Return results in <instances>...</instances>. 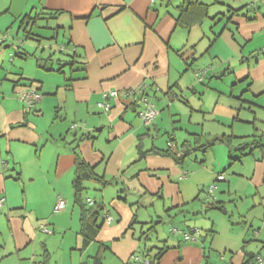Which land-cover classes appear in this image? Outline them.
I'll return each mask as SVG.
<instances>
[{"label": "crops", "instance_id": "1", "mask_svg": "<svg viewBox=\"0 0 264 264\" xmlns=\"http://www.w3.org/2000/svg\"><path fill=\"white\" fill-rule=\"evenodd\" d=\"M187 1L0 0V198L7 203L10 227L0 264H96L97 256L101 264H136L133 256L145 257L150 248V256L165 248L159 264H260L251 260L255 255L264 264L261 147L239 158L225 142L199 146L222 135L232 136L233 146L253 135L264 144V1L257 8L228 6L231 17L219 31L224 20L213 22L226 14L211 15L209 7L220 0H199L201 5L190 0L185 13L181 6ZM39 21L50 33L35 29ZM230 22L237 33L225 37ZM60 29L71 41L69 52L77 53L72 64L66 65L67 56L52 60V52H42ZM140 85L160 111L151 125L138 115ZM34 88L43 96L29 112L20 94ZM111 90L117 97L106 99L111 105L106 111L98 101ZM207 120L222 130L206 131ZM184 142L192 151L180 162L161 153L179 154ZM77 151L106 181H83V196L93 182L102 199L84 198L104 202L98 223L114 216L88 244L73 199ZM250 155L255 157L249 173L230 171ZM30 163L37 170L30 172ZM45 164L50 178L38 187ZM211 180L242 195H208L207 203L191 211L190 202L199 200ZM33 184L35 193L27 189L29 194L44 196L31 209L20 195ZM66 193L72 209L66 202L65 210L51 213L57 195ZM155 200L171 203L166 209L184 226L172 232L175 239L148 247L157 221ZM219 212L229 219H216ZM136 227L140 239L146 237L138 253ZM195 228V239L185 240L183 232Z\"/></svg>", "mask_w": 264, "mask_h": 264}, {"label": "rangeland", "instance_id": "2", "mask_svg": "<svg viewBox=\"0 0 264 264\" xmlns=\"http://www.w3.org/2000/svg\"><path fill=\"white\" fill-rule=\"evenodd\" d=\"M212 1L213 0H203V2H205V3H211ZM263 1L264 0H260V1H258V0L252 1L251 0L250 2L249 1H246V0H220V2L222 4H220L218 2L217 4L210 5L209 8H210L211 15L212 14H215L217 12H220L221 14L222 13L226 14V16L219 15L217 17V19L214 20V22L212 21L213 22V25L215 24V22L216 23H220L221 20L223 19L224 21L220 25H218V27H217V30L219 31L229 21L228 18L231 17V15H228L229 14V12H228V10H229L228 6H233V7H241V6H244V7H247L248 3H250L253 6H256L258 2H261L260 5H262L263 4ZM257 7H258V5L256 6V8ZM209 21H210V19H208L207 22L204 23V26L206 24L208 26ZM49 23H50L49 26L52 27V29H53L52 31H54L55 30L54 29L55 28V21L50 20ZM42 24L44 25L45 23H42V22L39 21L38 22V26L35 29L36 30L42 29L41 28V25ZM230 24H231V22L228 24V27L226 28V31L224 32L225 33L224 34L225 37H228V35H230V33H233V32L234 33H237L236 28L232 27V25H230ZM229 27H230V29H229ZM44 30L48 31V29L43 28L42 29V32ZM66 36L67 35H66L65 31L63 29H60L58 37L49 40L50 41L49 43L45 41L48 44L46 46L42 47L43 49L45 48L42 52H45L46 51V52H50V53L51 52L52 53H55L54 55L56 57H61V56H67L68 57V55H67L68 52H65L63 54H60L58 52L59 49H60V47L63 46V43H65L66 40H67V37ZM64 37H65L66 40H64ZM236 38L239 41V42H237L238 44H242L243 43V40L240 37V35L236 34ZM231 47H233V46H231ZM41 50L42 49L39 50V54H41ZM196 80L200 82L199 79L196 78ZM142 105H143V102H142ZM142 123H143V121H142ZM205 130L206 131H212V132H219V131L222 130V127L219 126V123L217 121L207 120L205 122ZM257 153H260V152L257 151L256 152V155H257ZM254 157L255 156H252V155L244 157L243 158V161H241V164L244 165V163H245V166H242L240 164V162H236L235 165H234V167L230 171H232L234 169H240L241 168L240 170H245L246 173H249L251 171V168H252V165L251 164L254 163ZM26 166H27V168H29V171L30 172L37 170V168L34 165H32V163H30V164H28ZM43 169H46V171H40V174H39L40 183H37L38 184V187H45L46 186V184H47L46 181H47V179L49 177V174H48L49 173V170L51 171V168L47 164L43 165ZM47 169H49V170H47ZM228 173H230V172H228ZM219 175L221 177H218V179L219 180H222L224 178V173H220L217 176H219ZM27 176H28L27 174L24 175V177H23V180L24 181L26 180ZM52 176H53V171L51 172V177ZM24 181H22V182L25 184ZM91 183H93V182H91ZM91 183L88 185L89 186V189L84 193V196L86 198L87 197H90V198H94V199H102V198H100L101 195H98L99 193L97 191H95L94 189H92L93 187H92V184ZM222 183H223L222 181H219V183H218V181H213V180H211L208 183H205V190L202 191L199 200H197V201L194 200L195 202L194 201L190 202V209H191V211H192V208H194L196 206H200L201 207V203H203V202H206L207 203L208 202V195L211 196V197H213V195H216V196H219V195H242L240 192L238 194H235V191L231 192V194H230V192H228L227 186H225V188L222 189V187L220 186V184H222ZM37 184L27 185V188L25 190V195H20L21 196V199H23V200L25 199L26 202L29 205L28 207L31 208V209L34 208V204L37 203L38 198L44 196V195H30L29 194V191L27 189H31V192L35 193L34 192V188L37 186ZM223 185H226V183H224ZM31 186H34V188H31ZM200 188H202V186ZM260 192L262 194H264V187L260 190ZM88 193L90 195H88ZM95 194H97V195H95ZM57 196H58L57 200L64 199L69 204L70 210L72 209V195H70L69 193H66V195H57ZM129 196L132 197L133 195H129ZM226 197H228V196H226ZM233 201H235V200L233 199ZM226 202H229V200H226ZM237 202L240 203V199L239 198L237 199ZM68 204H66V207H67ZM162 204H163V201L162 200L161 201L155 200L154 203L151 204L152 205L151 208L153 210H155V212H157V214H153V215H155L157 221H155L156 222L155 230L150 231L151 236H150V238L148 240H146V237H143L142 239H140V237H141V235H140V228L141 227H136L137 236H138V242H139V246L137 248V253L138 252H143L144 245H145V240L147 242V246L148 247L161 246V245L164 244L163 243L164 240L170 241V240L175 239L174 236L176 234H173L172 233V229H174V228H177L179 230L183 229L182 227L184 226V224H182V222H180L178 219H176L177 217L173 213H170V211H168L166 209V208H171V203H166V205L163 204L164 207L166 206L165 208L163 207ZM227 205H228V203H227ZM147 206H149V205H147ZM228 208H229V210H233L234 207L230 203L228 205ZM61 211H63V210H61ZM61 211H56V210H54V208H52L51 213L52 212H55V213L57 212L58 213V212H61ZM75 211H76V213H78V210L77 209ZM7 212H8L7 203H4L3 206L0 207V247L3 246V243L8 240L9 233H10V227H9V220H8V214H7ZM144 212H145L144 210L141 211V216H142V214ZM168 212H169V214H168ZM149 213H151V211ZM203 214H205V212H203ZM109 216H111L112 219L114 218L113 215H109ZM196 216H199V218H202V221L204 220V217H205V216L201 215V213L200 214L198 213V215H196ZM219 218L220 219L221 218L222 219L223 218L229 219V216L224 215V214H221L219 212L216 219H219ZM161 220H162V222H160ZM147 226H145V228ZM202 229L205 231V228L204 227H202ZM185 231L186 232H190L189 229H187ZM252 237L254 238V234L251 233L249 235V238H252ZM154 251H156V249H154ZM137 255L141 256V253H138ZM1 258H2V250L0 248V259ZM8 258H9V256H8ZM8 258H6V259H8ZM13 259H14V257L13 258H10V261L12 262Z\"/></svg>", "mask_w": 264, "mask_h": 264}, {"label": "trees", "instance_id": "3", "mask_svg": "<svg viewBox=\"0 0 264 264\" xmlns=\"http://www.w3.org/2000/svg\"><path fill=\"white\" fill-rule=\"evenodd\" d=\"M155 1L156 0H153L152 2L154 3ZM188 1L181 6L183 8V12H185V13L186 12H189V10H190L191 2H190V0H188ZM252 1H255V0H252ZM194 3L195 4H198V5H201V3L199 2V0H194ZM248 5L249 6H253L250 3H248ZM228 11H230V10H228ZM70 44H71V41L65 42L63 44V48L60 47V49L58 51L60 54H63L65 52H68L67 55L70 58V60H64L65 63H66V65L67 64L74 63L75 62V58L77 56V53H76L75 50H72V52H69V49H67V47H69ZM54 54L55 53H51L50 56H49V59H52L53 60V57L55 56ZM41 66H42V68H45L46 69V66L45 65H41ZM64 66H61L58 69V71H61ZM47 70H50V69L47 68ZM202 73H204V71L201 72L199 70V71L196 72L197 79H199V80L202 79L201 78V74ZM143 86L144 85H140L139 87H142L143 88ZM30 90H32V89H29V90H27L25 92H28ZM33 90H36L37 92H39L43 96L42 92L40 91V88H34ZM142 91H143V89H142ZM22 94L23 93L20 94V100L23 102V100L21 99ZM141 98H142V96H141ZM40 99H37L36 100L35 105H34L33 109H31V110H27L26 107H25V104L23 102V105H24V108L26 109V111H29L30 112L32 110H35L36 103ZM255 137L256 136H254V135L253 136H249L248 139H245L243 142L238 143L237 145L233 146V144L230 142V141H232L231 138H233V137L232 136H229L228 137V136L222 135L220 137H215V138L211 139L206 144H200L199 146H201L202 148H206V147H211V146L215 145L218 142H225V143H227L232 148L231 153H233V152H238L239 153V158L241 156L246 155V154L253 153V151L256 148H260V147H261V149L263 151V154H264V144L261 143L260 139H257ZM169 146H170V144H169ZM182 147L183 148L186 147V148L183 151H181L179 154L177 152L176 153L175 152H171V151H169V149L168 150H165V151H161V153L163 152L165 154L171 155L177 161L180 162V160L182 158H184V156L189 155L191 153V151H192L189 148L190 147V144L188 142H184ZM90 179H95V180L97 179L100 182H102L103 184L106 182L104 180V178L98 177L96 175V173L93 170V167L90 166L89 164H87L83 160V158L80 156V153L77 151L76 164H75V179H74V183H73L74 184V195H73L74 197H73V199H74V203L79 207L80 212H81V225H82L81 233L83 234L84 242L86 244H88L91 240H93L95 238V236H96V234H97L98 229L100 228V226H102L104 224V222H108L105 219V216H104L102 218L101 222L98 223L99 222V218L101 216V212L104 210V207H105L104 206V202H98L96 200L95 201H91L90 199H87L86 200L84 198V196H83V191L85 190V188L83 187V181L84 180H90ZM0 199H4V203H5V198H0ZM57 202H58V200H57ZM57 202H56V204L54 206V210H55V207L57 205ZM0 207H2V205ZM65 207H66V205H65ZM64 209H62V210H64ZM56 211H61V210H56ZM160 222H162V220ZM42 227L45 229V231H48V228L47 227H45V226H42ZM172 232H177V231H173L172 230ZM151 249H153V248H150L149 249V252H151ZM164 251H165V248H160L158 252H156L155 254H153V256H150V253L149 252H148V255H144L145 257L139 256V255H134L133 256V261L135 263H138V264H159V260H160V258H161V256H162V254H163ZM251 258H252L251 260H253V258H255L256 261L258 263H260L259 262V259L261 258V256L255 255L254 257L252 256ZM147 260H149V263H146ZM96 264H101L100 263V257H98V256L96 257ZM244 264H249V263H248V261L247 262L245 261Z\"/></svg>", "mask_w": 264, "mask_h": 264}, {"label": "built area", "instance_id": "4", "mask_svg": "<svg viewBox=\"0 0 264 264\" xmlns=\"http://www.w3.org/2000/svg\"><path fill=\"white\" fill-rule=\"evenodd\" d=\"M246 1H251V0H246ZM136 91L138 93L142 92L141 99L143 102V108L139 110L138 115L145 125H151L153 121L156 119V117L158 116L159 110L155 106L154 102L150 99V97H148L142 91V87H139ZM132 92L134 91L131 90L129 93H132ZM110 96L117 97V91L111 90V91L103 93L104 99L101 101H98V105L106 111H109L111 109V105L108 102H106V99L109 98ZM41 97L42 95L36 90H30L28 92L23 93L21 99L23 100L26 109L31 110L34 107L36 100L40 99ZM3 203H4V199H0V206L3 205ZM65 205H66V201L64 199H59L55 207V210H62L65 208ZM106 220L110 222L112 220V217L106 216ZM172 230L177 231L176 228ZM197 231H199V229L195 228L191 232H183L185 239L190 240V241L195 239L193 234L194 232H197ZM262 261H263L262 258H260L259 262L261 264L263 263ZM146 263H149V260H147Z\"/></svg>", "mask_w": 264, "mask_h": 264}]
</instances>
